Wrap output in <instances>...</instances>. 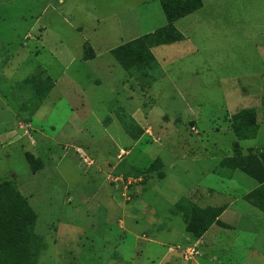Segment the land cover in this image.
Instances as JSON below:
<instances>
[{
  "label": "rangeland",
  "instance_id": "374dc122",
  "mask_svg": "<svg viewBox=\"0 0 264 264\" xmlns=\"http://www.w3.org/2000/svg\"><path fill=\"white\" fill-rule=\"evenodd\" d=\"M202 5L174 23L184 40L151 48L142 87L111 51L167 23L160 0H0V183L34 214L32 264H170L167 247L171 264H264V212L244 200L260 183L223 163L264 153V0ZM32 75L53 81L34 114ZM243 108L253 139L230 128ZM192 185L200 208L227 206L200 245ZM160 228L141 259L136 232Z\"/></svg>",
  "mask_w": 264,
  "mask_h": 264
},
{
  "label": "trees",
  "instance_id": "16d2710c",
  "mask_svg": "<svg viewBox=\"0 0 264 264\" xmlns=\"http://www.w3.org/2000/svg\"><path fill=\"white\" fill-rule=\"evenodd\" d=\"M163 14L167 23L131 40L123 45L112 49L111 53L119 64L128 72L135 75L141 86L150 84L156 77L149 73V69L157 66L156 59L151 48L158 45H166L184 40V35L175 27V22L202 7V0H160ZM91 46L88 42L83 44L82 59H92L94 56L88 53ZM147 81V82H145ZM145 82V83H144ZM23 86L28 88L30 95L27 102L31 104V114H34L40 103L49 94L53 87V81L49 76L45 77V83L38 82L36 75H32L22 81ZM145 84V85H144ZM230 128L237 140L255 138L257 124L254 108H243L234 113L230 118ZM238 144L235 143V150ZM238 156V155H237ZM237 156L225 158L223 163H231L228 168H240L249 176L260 183L254 190L244 196L253 207L264 212V153L245 157L237 161ZM195 208L194 214L188 221L186 230L196 239H199L213 224L224 226L218 216L223 213L227 206L200 208L191 201ZM34 214L27 200L16 189L13 182L0 183V264H32L31 253L26 236L32 229Z\"/></svg>",
  "mask_w": 264,
  "mask_h": 264
},
{
  "label": "crops",
  "instance_id": "0c3cea01",
  "mask_svg": "<svg viewBox=\"0 0 264 264\" xmlns=\"http://www.w3.org/2000/svg\"><path fill=\"white\" fill-rule=\"evenodd\" d=\"M202 7H203V5H202ZM201 7V8H202ZM200 8V9H201ZM199 10V9H198ZM185 17V16H184ZM180 31V30H179ZM181 32V31H180ZM182 33V32H181ZM183 34V33H182ZM144 35V34H143ZM143 35H140V34H136L135 32L134 33H131V35L130 36H132V37H130L128 40H126V41H124L122 44H120V45H123V44H125V43H127V42H129V41H131V40H134V39H136V38H138V37H140V36H143ZM184 35V34H183ZM185 37V36H184ZM182 41V40H181ZM179 42V41H178ZM175 43V42H174ZM172 44V43H171ZM166 45H168V44H166ZM159 46V45H158ZM156 47V46H155ZM152 49H153V47H152ZM151 49V50H152ZM79 50V49H78ZM81 55H82V53H79V54H77V56H76V58L75 59H77V58H79V59H81ZM162 64V63H161ZM163 67V66H162ZM164 69V68H163ZM203 189H204V187H202L201 185L199 186V185H197V186H190V187H188L186 190H185V192H186V194L188 193V196H186V197H189L190 199H191V201H193L192 203H194V204H196V205H198L199 207H202L201 206V204H199V199L198 198H196V196H195V194L198 192V190H199V192L200 191H203ZM202 199H204V198H202ZM210 207H217L216 205L215 206H210ZM227 208V207H226ZM227 209H225L224 211H223V213L226 211ZM222 213V214H223ZM222 214H220L219 216H218V219H219V221H221V216H222ZM148 218H146V217H144L143 218V221H144V223H146L148 220H147ZM222 222V221H221ZM222 223H224V222H222ZM225 224V223H224ZM214 225V224H213ZM212 226V225H211ZM210 226V227H211ZM170 228H160V229H158V230H156L155 229V231L154 232H149V231H139V232H136V235H135V240H134V242H136V244H137V242H138V244H137V246L139 247V251H140V257H142L141 259H143V257L145 256L144 254H145V251H147L146 252V257H148V255H150V256H152V257H154V256H156V257H158V254L156 255L155 254V251L154 250H157V248H153L152 246L150 247L148 244L149 243H151V239L152 238H156V232H162L163 230H169ZM204 236V235H203ZM203 236H201V238L200 239H198L197 241H196V245H197V243H198V245H200V243H202V237ZM186 239V238H185ZM154 242V241H153ZM156 242V241H155ZM157 244H159L160 245V243L158 242ZM192 248H194V247H192ZM167 250H166V253L164 254V257H163V259L161 260L162 262L163 261H165V259L167 258V256L168 255H171L170 256V264H171V262H172V260L175 258L174 256H172V249H171V247H167L166 248ZM172 250V251H171ZM188 264V263H187ZM190 264H201L200 262H192V263H190Z\"/></svg>",
  "mask_w": 264,
  "mask_h": 264
},
{
  "label": "built area",
  "instance_id": "2783aa9c",
  "mask_svg": "<svg viewBox=\"0 0 264 264\" xmlns=\"http://www.w3.org/2000/svg\"><path fill=\"white\" fill-rule=\"evenodd\" d=\"M194 252H195V248L190 247L187 249V253L190 255H193Z\"/></svg>",
  "mask_w": 264,
  "mask_h": 264
}]
</instances>
